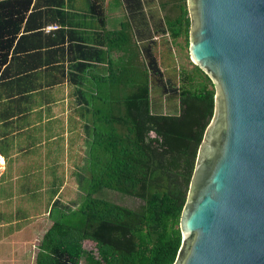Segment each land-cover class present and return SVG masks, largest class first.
Returning <instances> with one entry per match:
<instances>
[{
	"label": "crops",
	"instance_id": "obj_1",
	"mask_svg": "<svg viewBox=\"0 0 264 264\" xmlns=\"http://www.w3.org/2000/svg\"><path fill=\"white\" fill-rule=\"evenodd\" d=\"M25 2L0 13V264H35L54 202L80 206L97 95L115 115L117 66L133 54L141 65L149 34L156 59L175 47L154 33L156 0H142L149 27L133 25L123 0Z\"/></svg>",
	"mask_w": 264,
	"mask_h": 264
},
{
	"label": "trees",
	"instance_id": "obj_2",
	"mask_svg": "<svg viewBox=\"0 0 264 264\" xmlns=\"http://www.w3.org/2000/svg\"><path fill=\"white\" fill-rule=\"evenodd\" d=\"M25 1H2L0 13ZM183 1L174 3V18L166 16L153 30L177 46L184 38L188 48L190 18ZM123 3L133 25L149 27L142 0ZM151 19L154 24L153 14ZM149 35L141 65L133 54L130 66H117L115 115L107 93L97 95V122L77 174L82 202L75 211L54 202L51 213L58 215L41 238L35 264H173L177 257L179 219L213 115L215 90L197 66L187 74L182 71L183 83L174 87L159 68ZM169 89V100L178 98L179 108L169 106L171 113L163 114L159 100ZM115 196L130 204L112 200Z\"/></svg>",
	"mask_w": 264,
	"mask_h": 264
},
{
	"label": "water",
	"instance_id": "obj_3",
	"mask_svg": "<svg viewBox=\"0 0 264 264\" xmlns=\"http://www.w3.org/2000/svg\"><path fill=\"white\" fill-rule=\"evenodd\" d=\"M188 54L212 82L173 264H264V0H186Z\"/></svg>",
	"mask_w": 264,
	"mask_h": 264
},
{
	"label": "rangeland",
	"instance_id": "obj_4",
	"mask_svg": "<svg viewBox=\"0 0 264 264\" xmlns=\"http://www.w3.org/2000/svg\"><path fill=\"white\" fill-rule=\"evenodd\" d=\"M176 1L177 0H156V3H154L153 9L155 10L156 8L157 10L154 11V13L156 14V16L159 15L158 26H161L164 24V20L166 16L174 18L177 15L178 11L174 6V3H176ZM179 1H183V0H179ZM183 2L186 4V0H184ZM178 41L180 45L177 46L174 44L175 47L171 53H168L167 49L165 48L163 53L159 55L157 59L158 64L160 65L165 75V79H168L169 77L174 87H177L178 85H181L183 83L182 79L184 78V74H182L181 76L182 71H186V74H187L189 72H192V70L194 69V64L191 62L189 58L188 48H187L185 39L180 38ZM164 47H167V45H165ZM178 74L180 77H178ZM171 95H172V90L169 89L168 93L162 96L159 100L160 102L159 106H161V111L164 114L171 113V111L168 110L169 106L175 105V107H178V104H177L178 98H176L175 100L173 99L169 100ZM101 195L104 197L110 198V194L107 191H103ZM112 198H113L112 200L119 202L123 205L130 204V202H127V201H123V200L120 201L117 196L112 197ZM86 247H92V245L88 244Z\"/></svg>",
	"mask_w": 264,
	"mask_h": 264
}]
</instances>
